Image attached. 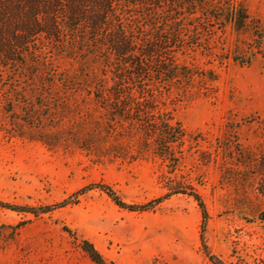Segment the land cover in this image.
Listing matches in <instances>:
<instances>
[{"label": "rangeland", "instance_id": "1", "mask_svg": "<svg viewBox=\"0 0 264 264\" xmlns=\"http://www.w3.org/2000/svg\"><path fill=\"white\" fill-rule=\"evenodd\" d=\"M229 1L246 29L213 22L204 48L178 55L201 72L189 90L141 117L171 128L164 143L110 132L83 89L23 90L12 107L0 95V264H96L83 240L105 264H264V0Z\"/></svg>", "mask_w": 264, "mask_h": 264}, {"label": "trees", "instance_id": "2", "mask_svg": "<svg viewBox=\"0 0 264 264\" xmlns=\"http://www.w3.org/2000/svg\"><path fill=\"white\" fill-rule=\"evenodd\" d=\"M247 19L243 5L229 0H0V95L12 107L14 101L26 102L23 90H39V99L50 100L56 87L73 95L83 89L110 132L126 126L164 143L171 128L142 123L141 117L153 113L147 108L168 96L173 85L187 91L198 76V68L179 62L178 55L204 48L202 37L214 34L213 22L239 33ZM95 123L98 131L102 121ZM171 193L192 196L205 222L208 213L198 192L180 186ZM1 206L35 212L26 205ZM82 248L93 262L105 264L90 242L83 240Z\"/></svg>", "mask_w": 264, "mask_h": 264}]
</instances>
